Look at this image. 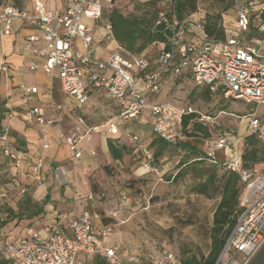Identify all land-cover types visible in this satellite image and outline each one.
Instances as JSON below:
<instances>
[{
	"label": "built area",
	"instance_id": "2783aa9c",
	"mask_svg": "<svg viewBox=\"0 0 264 264\" xmlns=\"http://www.w3.org/2000/svg\"><path fill=\"white\" fill-rule=\"evenodd\" d=\"M24 5L0 4V36L12 33L13 23L20 21L34 28L38 36L29 37L24 50L31 51L35 58H41L40 70L51 79L59 82L61 93L72 98L78 106L85 105L91 92L100 90L107 100L115 102L118 113L114 120L101 126L106 133L119 134L117 122L136 119L145 110L153 120V134L171 145L183 139L181 124L184 116L194 113L191 108H180L170 103H156L148 100L158 94L164 80L175 81L184 75L197 87L206 88L211 95L224 100H242L247 104L264 107V0H233L234 25L231 34L214 40L204 31L205 12L199 10V18L191 16L181 20L174 13L172 0H162L166 12L157 15L156 25L161 28L163 43L155 59V66L148 57L126 54L116 44L111 23L103 17V11L111 13L115 0H72V5L64 12L56 14L46 6V0H22ZM107 4V8L101 5ZM31 5L27 11L26 5ZM259 37L252 34L250 20ZM87 21L100 24L91 26ZM103 28L102 40L115 43L113 53L105 60L95 56L96 42L93 31ZM196 38L198 44L192 42ZM41 41L43 48L35 47ZM79 42L80 48H75ZM37 70L36 64L29 68ZM6 61L0 59V75L6 74ZM53 87H46L40 95L37 86L21 85L20 101L25 107V121L38 125L43 142L42 150L49 147L51 130L61 124L63 114L70 111L65 103H58L52 97ZM49 102L50 116L35 106L38 98ZM209 120V119H208ZM249 129L259 142L264 141V130L256 117L249 118ZM96 127H88L84 118L75 115V123L58 138L66 145L69 160L78 163L82 152L79 144L91 138ZM8 128L0 130V174L7 173L1 166L2 159L8 160L13 171L8 175L9 183L25 194L17 171L21 170L27 154L14 148ZM127 143L145 158L143 168L150 169L152 155L146 145L141 144L134 134H126ZM216 152L224 155L223 161L216 158ZM209 161L217 168L232 172L239 177L243 186L241 199L242 213L232 229L226 244L215 264H249L264 246V171H255L242 161L241 152L231 140L220 136L215 148L207 152ZM45 157L38 154L31 164L29 176L36 183L42 181L41 172ZM141 168V169H143ZM60 184H66L61 168L54 171ZM8 197V191L0 186V200ZM91 199V197H89ZM124 204L130 199L123 196ZM116 214H112L115 217ZM88 211L72 218L67 223L66 232L57 226L46 227L42 232L32 228L23 234L8 232L0 226V260L8 264H82L79 254L101 259L103 264H122L119 245H110L108 239L117 225L95 226ZM238 257V259H237ZM131 264H143L135 256L128 259ZM145 264H180L170 250H161L158 255Z\"/></svg>",
	"mask_w": 264,
	"mask_h": 264
},
{
	"label": "rangeland",
	"instance_id": "374dc122",
	"mask_svg": "<svg viewBox=\"0 0 264 264\" xmlns=\"http://www.w3.org/2000/svg\"><path fill=\"white\" fill-rule=\"evenodd\" d=\"M161 1L157 8L162 6ZM5 2L7 0H0L2 4ZM144 2L142 0H115V6L124 15L139 14L141 8L138 4L144 5ZM101 5L107 8L104 1H101ZM199 6L209 16L222 13V18L225 20L232 17L230 11L224 13L223 6L211 0H199ZM106 15L107 11L104 10L103 17L106 18ZM193 18H199V15L196 14ZM225 26L227 34H231L229 29L231 26ZM247 37H256V35L250 34ZM191 40L198 44L196 38ZM154 54L155 50L148 52L152 63L156 59ZM205 92V88L197 87L192 81L185 79L163 85L160 92L152 94L148 100L156 103L166 102L180 108H191L199 114L196 121L208 128L209 138L206 139L203 133H195V137L190 138L188 142L196 149L213 150L217 139L224 136L236 144L238 149L241 148L242 153H247L251 142L247 138L254 135L248 126L249 118L256 117L261 129L264 130V107H256L255 104H247L242 100L225 101L219 96ZM114 114L110 103L105 99H100L87 110L86 117L90 118L88 120L90 125L96 126L113 118ZM138 124L135 121L128 127L138 137L140 143L146 145V141L154 136L151 133L141 138L142 129ZM146 128L148 129L149 126ZM121 144L127 147L128 154L120 161L112 160L111 163H105L92 173L82 169L81 175L86 180L82 181L81 187L76 185L73 178L70 181L66 179V184H60L54 173L57 168L54 169L53 164L48 163L50 168L48 166L46 170L54 169L52 170L54 182L52 187L57 190L68 187L71 192L66 211L82 213L81 210H86L97 215L98 218L105 219L109 216L117 219V226L108 241L119 245L122 264H131L128 261L131 256L137 257L145 264L152 261L161 250H170L177 256H180L181 251L206 255L210 246L208 233L219 196L206 198L192 192L193 183L199 180L198 170L192 165L185 168L187 171L185 176L177 182L172 181L182 162L191 163L188 153H178L172 148L157 161L152 158L150 169L146 170L143 168L145 160L143 155L137 153L126 139L122 140ZM254 145L264 150V141L259 142L256 139ZM223 159L224 155L219 152L217 160L221 162ZM69 163L71 168H75L80 162L69 161ZM252 169L264 171V159ZM48 177L49 175L46 174V180H42L39 184L44 185ZM6 181H9L8 176L6 173H1L0 185ZM123 196L130 199V204L123 203ZM113 213L116 214L115 217H112ZM0 218L4 221L6 215L1 214ZM98 218L93 217V224L102 227ZM34 223V221L14 220L5 227L8 232L23 234ZM87 264H93L92 259Z\"/></svg>",
	"mask_w": 264,
	"mask_h": 264
},
{
	"label": "crops",
	"instance_id": "0c3cea01",
	"mask_svg": "<svg viewBox=\"0 0 264 264\" xmlns=\"http://www.w3.org/2000/svg\"><path fill=\"white\" fill-rule=\"evenodd\" d=\"M45 2L46 6L56 14L64 12L72 5V0H46ZM7 3H13L15 5L14 0H7V2L3 4ZM23 5V1L20 0V3L17 6ZM29 6L30 5L27 4L26 9L30 12L31 8H29ZM223 23L227 26L230 25L233 27V13L232 17H228L227 20L224 19ZM87 24L91 26H100L98 22L94 23L87 21ZM103 34L104 30L102 27L94 30L92 34L94 41L96 42L95 56L100 60L107 59L109 55L114 52L116 47L115 43L107 44L104 42L102 40ZM33 36H38L37 30L20 21H15L13 23L12 33L9 36H0V59L3 58L8 66L6 74L0 75V114H3L4 116L0 122V126L1 128H8L9 138L14 148L22 150L28 157L27 160L23 162L21 170L17 171L19 182L26 190L25 194L20 195L18 190H16L9 181H6L0 186L8 191V197L5 200H0V204L7 205L17 213L19 210V203L23 198L28 197L34 203L41 204L47 197L49 198V202L44 206L43 214L29 220L34 221L35 223L27 228L26 231L32 228L36 231L42 232L46 227L57 226L62 232H66L68 221L79 216L81 213L75 211L71 213L66 211V204H68L67 201L71 198V192L68 187L62 190H57L52 187L54 184L52 170L55 168H61L67 180L70 181L71 178H73L76 185L81 187L82 181L86 180V178L81 175L82 169H86L89 173H92V171L97 170L98 167L105 163L112 162L113 159L108 150V140H118L121 143L122 140H125L124 136L126 134H134L130 131L131 129H129L128 125L135 121L141 126V138L143 135L148 136L151 133L153 134V120L149 111L145 110L134 120L117 122L119 128L118 135L112 136L106 133L101 126L108 121L114 120L118 113L117 104L111 100H107L104 97L103 92L100 90L91 92L89 101L83 106H78L72 98L65 97L60 91L58 80L51 79L49 75L40 70L43 60L41 58H35L31 51L24 50V45L26 44L27 39ZM34 45L38 48H43L44 46L41 41L36 42ZM75 48H80L78 41L75 43ZM32 64H36L38 69L31 71L29 68ZM154 66L155 61L152 63V68H154ZM55 82H57V84ZM21 85L37 86L40 95H44L46 87L52 85V97L58 103H65L70 110L63 114L61 124L52 128L51 136L48 139L49 147L46 150H42L43 142L38 125L25 121V107L20 101ZM100 99L107 100L115 114L113 115V118L107 119L101 125H90V123H88L90 118L86 117L87 110L93 107L95 102ZM35 106L41 107L44 110L46 118L50 116V105L47 100L42 97L38 98ZM75 115L82 116L88 127H96L97 130L92 132L91 138L83 139L80 142L79 148L82 152L80 163L75 168H71L68 149L58 138V134L74 125ZM121 122L125 123L121 125ZM147 126H149L148 129L146 128ZM122 127H124V129ZM151 140L152 138L146 141V145H148ZM40 153L45 157L44 169L42 170V180H46V174L49 175L44 185L35 183L29 176L31 164ZM48 163L53 164L54 169L49 171L46 170L48 169V166L50 168ZM1 166L7 170V176L15 171L10 162L6 159H2ZM83 211L86 210H81V212ZM4 229L6 230V227H4ZM108 243L114 245L110 241H108ZM90 259H92L93 264H103L101 259L87 256L83 253L78 256V261L82 264H87Z\"/></svg>",
	"mask_w": 264,
	"mask_h": 264
},
{
	"label": "trees",
	"instance_id": "16d2710c",
	"mask_svg": "<svg viewBox=\"0 0 264 264\" xmlns=\"http://www.w3.org/2000/svg\"><path fill=\"white\" fill-rule=\"evenodd\" d=\"M144 5H139L141 12L139 14L124 15L119 9L114 7L111 13H107L106 18L111 23L112 34L116 44L122 49L123 55L126 54L135 56H148V52L155 50L157 56L160 47L163 43V38L160 34L161 28L156 25L157 15L161 11H167L163 5L159 8V1L161 0H142ZM174 4V13L176 16L185 20L195 15L201 8L199 0H172ZM213 3L223 6V12L233 11V0H211ZM15 5L20 3V0H14ZM162 3V1H161ZM203 10V9H201ZM204 11V10H203ZM205 12V11H204ZM223 14L218 13L216 16H209L205 12L204 17V31L207 36L214 40H223L225 38V27ZM253 20H250V30L252 34L257 37L259 35L255 32ZM152 61V60H151ZM189 80V75H184L175 81L164 80L161 88L165 84L171 82H178L180 80ZM204 88V87H201ZM205 93L210 94L205 88ZM222 99V98H221ZM224 100V99H222ZM225 101H237L228 99ZM198 113L194 112L184 116L181 124L183 139L178 141L176 145H171L164 140L156 137L154 134L152 140L147 145L149 152L155 161L161 158L170 149L174 148L178 153L187 152L191 163L182 162L173 176L172 181L177 182L180 178L187 174L185 168L192 165L198 170V182H194L192 192L197 195H202L206 198H213L219 196V201L213 212L212 224L208 233L210 241L209 250L206 255L203 253H191L188 251H181L177 259L180 264H215L219 258L226 241L234 228L238 216L242 213L241 199L243 195V186L239 181V177L232 173L226 172L217 168L209 161L207 152L198 150L190 144L189 139L195 137V133H203L206 139L209 138L208 128L203 124L197 122ZM3 114H0V122L3 119ZM191 129V132L189 130ZM1 130V126H0ZM254 138V142L252 139ZM250 142V150L247 153L241 152L242 161L248 163L247 166L252 168L254 165L262 163L264 159V150L255 147L256 137L252 135L247 138ZM108 150L111 158L114 161H120L128 154L127 147L121 144L118 140H108ZM236 146V144H234ZM237 147V146H236ZM219 152H216L218 158ZM220 174H219V173ZM49 202V198L41 203H34L30 198L25 197L19 203V210L15 213L7 205L0 204V215L5 214L6 220L2 221L0 218V226L5 227L9 222L17 220H31L43 214V208ZM100 223L104 226L117 225L118 220L109 216L107 218H98ZM0 264H8L0 260Z\"/></svg>",
	"mask_w": 264,
	"mask_h": 264
},
{
	"label": "water",
	"instance_id": "95a60500",
	"mask_svg": "<svg viewBox=\"0 0 264 264\" xmlns=\"http://www.w3.org/2000/svg\"><path fill=\"white\" fill-rule=\"evenodd\" d=\"M249 264H264V246L259 250Z\"/></svg>",
	"mask_w": 264,
	"mask_h": 264
}]
</instances>
